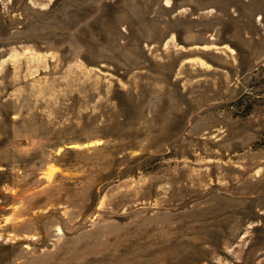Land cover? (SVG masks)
Returning <instances> with one entry per match:
<instances>
[{
    "label": "rangeland",
    "instance_id": "obj_1",
    "mask_svg": "<svg viewBox=\"0 0 264 264\" xmlns=\"http://www.w3.org/2000/svg\"><path fill=\"white\" fill-rule=\"evenodd\" d=\"M0 264H264V0H0Z\"/></svg>",
    "mask_w": 264,
    "mask_h": 264
}]
</instances>
